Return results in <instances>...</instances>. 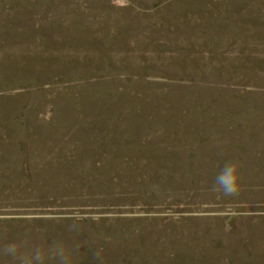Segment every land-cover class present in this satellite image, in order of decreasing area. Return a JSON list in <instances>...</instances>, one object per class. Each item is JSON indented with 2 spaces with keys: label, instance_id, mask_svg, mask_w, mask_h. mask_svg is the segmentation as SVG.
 Wrapping results in <instances>:
<instances>
[{
  "label": "rangeland",
  "instance_id": "374dc122",
  "mask_svg": "<svg viewBox=\"0 0 264 264\" xmlns=\"http://www.w3.org/2000/svg\"><path fill=\"white\" fill-rule=\"evenodd\" d=\"M226 162L237 195L211 190ZM21 241L264 264V0H0V249Z\"/></svg>",
  "mask_w": 264,
  "mask_h": 264
},
{
  "label": "clouds",
  "instance_id": "9594fccd",
  "mask_svg": "<svg viewBox=\"0 0 264 264\" xmlns=\"http://www.w3.org/2000/svg\"><path fill=\"white\" fill-rule=\"evenodd\" d=\"M240 181L238 165L235 162H226L215 176L211 190L226 196L237 195L240 192ZM77 250H70L62 242L52 243L47 248L33 247L28 250L25 242L21 241L5 244L0 253L11 257L18 264H46L48 260H54L56 264H71L72 254ZM94 259L99 261V253H96Z\"/></svg>",
  "mask_w": 264,
  "mask_h": 264
}]
</instances>
